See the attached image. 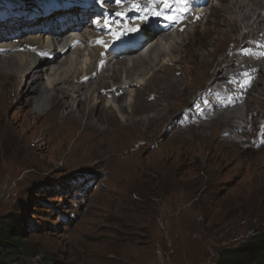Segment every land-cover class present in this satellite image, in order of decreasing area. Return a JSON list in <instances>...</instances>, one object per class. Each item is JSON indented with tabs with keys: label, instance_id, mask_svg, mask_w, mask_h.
<instances>
[{
	"label": "rangeland",
	"instance_id": "rangeland-1",
	"mask_svg": "<svg viewBox=\"0 0 264 264\" xmlns=\"http://www.w3.org/2000/svg\"><path fill=\"white\" fill-rule=\"evenodd\" d=\"M80 1L0 0V20L13 15L6 10L14 13L37 6L34 9L37 16L25 13L24 21L31 25L24 29L26 33L20 37L23 41L27 34L36 35L49 23L61 25L65 17L82 18L76 4ZM71 3L76 8L59 13L63 15L61 18L48 12L45 18L49 19L36 21L43 9L61 10L62 5L70 8ZM220 3L213 0L207 8ZM72 12L75 16H66ZM91 16L87 15L85 21L89 23ZM7 22H0L3 34ZM199 29L202 30H196ZM247 33L244 31L242 35ZM229 44L227 41L224 51ZM81 60L85 61V56ZM29 80L23 83V91L28 90ZM261 88L264 84L259 83L247 97L256 111L250 120L256 124H245V131L254 128L259 141V151L248 157L229 154L219 144L224 139L222 131L228 129L222 125L211 130L217 144L204 142L194 153L185 151L181 155L175 142L164 145L165 137L157 142L160 148L150 144L130 161L124 160L129 156L125 154L127 150L94 145L101 152L90 164L68 159L76 138L71 142L44 141L53 133L49 124H43L46 118L36 115L24 102H15L18 94L14 88H1L0 222L14 219L24 243L18 257L9 264H215L221 250L262 234L264 95L258 94ZM242 105L239 108L245 113L247 108ZM192 109L190 104L185 110ZM59 110L61 113L62 109ZM26 115L40 127L18 126ZM73 122L77 130L78 124ZM121 138L122 142L126 139ZM127 139V149L138 144L133 136ZM185 139L193 142L190 136ZM89 144L96 143L90 140L86 145ZM261 153L260 165L254 164L255 156ZM244 161L261 169L249 172L246 170L249 164L242 165Z\"/></svg>",
	"mask_w": 264,
	"mask_h": 264
},
{
	"label": "bare ground",
	"instance_id": "bare-ground-1",
	"mask_svg": "<svg viewBox=\"0 0 264 264\" xmlns=\"http://www.w3.org/2000/svg\"><path fill=\"white\" fill-rule=\"evenodd\" d=\"M218 1L219 5L212 4L202 14L186 18L169 29L161 30L155 17L144 16L140 33L131 35L135 28L133 18L139 16L135 13L140 7L148 12L150 0H138L135 7L117 10L127 14L123 22L96 15L89 23L85 20L91 14L85 13L95 10L97 4L81 0L84 12L81 8L77 12L82 18L65 17L61 25L49 23L36 35L27 34L23 41L20 37L31 25L24 21L25 13L37 16L34 10L37 6L14 13L6 10L13 15L0 20L8 21L6 33L0 31V89L14 88L18 94L15 102H24L36 115L46 118L43 124H49L53 133L44 141L71 142L76 138L68 157L72 162L90 164L100 155L101 151L94 146L100 144L127 150L125 154L129 156L124 160L130 161L150 144L160 148L157 142L165 137L164 145L175 142L181 155L185 151L194 153L204 142L216 143L211 130L222 125L228 129L222 131L224 139L219 144L229 154L248 157L258 150L259 143L256 130L245 131L244 125L256 124L250 120L256 111L247 97L255 86L264 84V0ZM71 6L68 12L75 9ZM105 10L112 15L114 8ZM48 12L60 18L63 15L59 13H64L45 8L36 21L49 19L45 18ZM212 16L216 18L210 21ZM194 23L197 24L193 26ZM205 23L210 24L203 27ZM151 25L158 27L151 31ZM180 31L183 33L179 34ZM244 31L248 33L242 35ZM16 33L20 36L16 37ZM68 34L71 35L67 37ZM227 41L230 44L224 51ZM84 56L85 61L81 60ZM240 59L242 62H238ZM26 79H30L29 88L23 91ZM258 94L263 96L264 88ZM242 103L247 108L245 113L239 108ZM190 104L193 109L187 112ZM22 118L18 126H38L28 115ZM73 120L78 124L77 130ZM122 136L126 138L124 142ZM129 136L137 138L138 144L127 149ZM185 136L193 138L194 143ZM37 140L42 142L41 137ZM90 140L96 144L87 146ZM242 145L246 147L241 148ZM255 157L254 164H259L263 153ZM251 168L249 164L246 170L261 169Z\"/></svg>",
	"mask_w": 264,
	"mask_h": 264
},
{
	"label": "trees",
	"instance_id": "trees-1",
	"mask_svg": "<svg viewBox=\"0 0 264 264\" xmlns=\"http://www.w3.org/2000/svg\"><path fill=\"white\" fill-rule=\"evenodd\" d=\"M17 230L14 219L0 222V264H9L16 259L24 246ZM215 264H264V232L236 247L221 250Z\"/></svg>",
	"mask_w": 264,
	"mask_h": 264
},
{
	"label": "snow or ice",
	"instance_id": "snow-or-ice-1",
	"mask_svg": "<svg viewBox=\"0 0 264 264\" xmlns=\"http://www.w3.org/2000/svg\"><path fill=\"white\" fill-rule=\"evenodd\" d=\"M116 2L117 3H119V2H121V0H116ZM180 2H184V0H180ZM134 7L136 6V5H133ZM164 7L167 9L168 7H170V5L167 3V0H164ZM158 15H159V13H158ZM142 19V18H141ZM170 19V18H169ZM97 23H99V22H97Z\"/></svg>",
	"mask_w": 264,
	"mask_h": 264
}]
</instances>
